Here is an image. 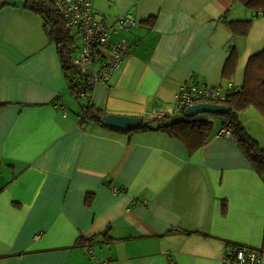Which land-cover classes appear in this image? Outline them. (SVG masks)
<instances>
[{
    "label": "crops",
    "instance_id": "0c3cea01",
    "mask_svg": "<svg viewBox=\"0 0 264 264\" xmlns=\"http://www.w3.org/2000/svg\"><path fill=\"white\" fill-rule=\"evenodd\" d=\"M92 7L116 26L112 41L130 43L110 80L92 89L105 114H173L184 81L239 87L249 58L264 49V15L246 37L233 36L228 22L253 14L239 1ZM126 12L132 28L118 23ZM231 43L239 59L227 79ZM70 95L41 15L24 0H0V264H224L230 243L260 250L264 264V178L234 135L219 134L222 120L190 153L159 129L81 123Z\"/></svg>",
    "mask_w": 264,
    "mask_h": 264
},
{
    "label": "trees",
    "instance_id": "16d2710c",
    "mask_svg": "<svg viewBox=\"0 0 264 264\" xmlns=\"http://www.w3.org/2000/svg\"><path fill=\"white\" fill-rule=\"evenodd\" d=\"M239 1L252 10L250 18L236 19L228 22V26L236 37H246L250 32L255 18L264 15V0H233ZM24 6L38 14L44 20V25L49 31L51 39L56 43L62 71L67 80L70 94L81 107V123L94 121L103 127L119 130L104 124V111L97 107L91 100L92 89L82 79L77 82V69L73 65V56L80 48V44L74 43L72 33L66 28L62 15L59 13L52 0H24ZM148 24L154 23V18L146 21ZM229 55L223 67V76L231 78L239 59V51L231 43L228 45ZM83 100L85 103L83 104ZM217 104H224L229 107L226 114L199 113L192 117L184 115V109H177L173 114L161 117H152L157 124L143 125L133 130H153L159 129L170 136L180 140L190 153L195 152L206 144L213 133V119H220L223 125L228 124L231 133L236 137L239 146L250 161L251 165L264 178V147H262L246 130L239 119V112L254 107L264 118V49L252 55L247 63L244 83L232 90H229L224 100H217ZM123 131V130H120ZM127 132V131H124ZM129 132V131H128Z\"/></svg>",
    "mask_w": 264,
    "mask_h": 264
},
{
    "label": "built area",
    "instance_id": "2783aa9c",
    "mask_svg": "<svg viewBox=\"0 0 264 264\" xmlns=\"http://www.w3.org/2000/svg\"><path fill=\"white\" fill-rule=\"evenodd\" d=\"M52 2L62 15L66 28L80 41V48L73 56V65L78 71L76 81L80 82L82 79L91 88L99 83H107L130 54L128 39L111 40V33L116 30V26L95 17L92 0ZM118 23L124 28H132L136 25V20L131 12H126L119 17ZM232 89L234 87L223 88L220 85H209L189 79L184 81L175 93V107L180 109L199 102L221 101ZM165 115L167 114L164 111L150 112L151 117ZM219 134H232L227 123L220 129ZM112 191L117 194L121 189L112 186ZM89 255L94 256L92 251ZM222 261L224 264H262V252L230 243L224 250Z\"/></svg>",
    "mask_w": 264,
    "mask_h": 264
},
{
    "label": "water",
    "instance_id": "95a60500",
    "mask_svg": "<svg viewBox=\"0 0 264 264\" xmlns=\"http://www.w3.org/2000/svg\"><path fill=\"white\" fill-rule=\"evenodd\" d=\"M228 112L229 107L227 105L211 102L195 103L193 105L186 106L184 109V115L187 117H192L199 113L226 114ZM152 121V118L143 119L142 117H133L112 113L106 114L104 116V124L106 126L127 132L136 130L143 125H149Z\"/></svg>",
    "mask_w": 264,
    "mask_h": 264
},
{
    "label": "rangeland",
    "instance_id": "374dc122",
    "mask_svg": "<svg viewBox=\"0 0 264 264\" xmlns=\"http://www.w3.org/2000/svg\"><path fill=\"white\" fill-rule=\"evenodd\" d=\"M72 35H74V33H72ZM75 42L79 44L80 41L79 39L74 36ZM70 97L74 100V102L77 105V112L80 114L81 113V107L80 105L77 103V101L70 95ZM83 104L85 103V101L83 100L82 102ZM174 113V112H173ZM260 112L258 110H256L254 107H249L241 112H239V119L242 122L243 119H245V128L246 130L249 132V134L252 136H256L255 138H258L257 140H259L261 142V144H264V131L262 128V122L264 121V119L262 118ZM214 121V127H217L221 122L220 119H213ZM158 121L155 120L154 122H152V125L157 124ZM243 124V123H242ZM253 138V139H255ZM256 140V139H255Z\"/></svg>",
    "mask_w": 264,
    "mask_h": 264
}]
</instances>
